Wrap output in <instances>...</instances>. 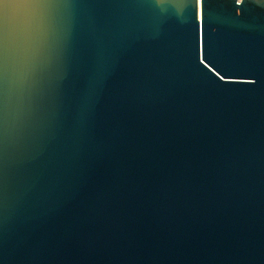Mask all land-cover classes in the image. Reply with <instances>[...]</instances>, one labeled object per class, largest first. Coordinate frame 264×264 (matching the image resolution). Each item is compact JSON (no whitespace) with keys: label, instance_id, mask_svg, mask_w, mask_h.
I'll return each instance as SVG.
<instances>
[{"label":"water","instance_id":"water-1","mask_svg":"<svg viewBox=\"0 0 264 264\" xmlns=\"http://www.w3.org/2000/svg\"><path fill=\"white\" fill-rule=\"evenodd\" d=\"M0 264H264V0H0Z\"/></svg>","mask_w":264,"mask_h":264}]
</instances>
